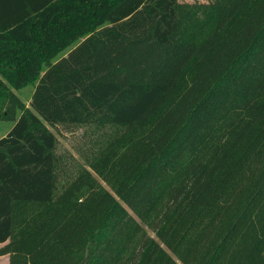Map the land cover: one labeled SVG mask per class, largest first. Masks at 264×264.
Here are the masks:
<instances>
[{"label":"trees","instance_id":"1","mask_svg":"<svg viewBox=\"0 0 264 264\" xmlns=\"http://www.w3.org/2000/svg\"><path fill=\"white\" fill-rule=\"evenodd\" d=\"M9 264H264V0H0ZM57 123L116 125L57 192ZM147 224L155 232H144Z\"/></svg>","mask_w":264,"mask_h":264},{"label":"rangeland","instance_id":"2","mask_svg":"<svg viewBox=\"0 0 264 264\" xmlns=\"http://www.w3.org/2000/svg\"><path fill=\"white\" fill-rule=\"evenodd\" d=\"M180 2L193 3L195 1L208 2L210 0H179ZM35 83L29 82L21 88L9 87L7 93L0 97V137L6 135L18 116L19 104L30 106L31 94ZM57 137L56 152L59 156L57 194L77 176L85 171L93 170V163L104 152L108 144L114 143L123 129L116 125L104 128L90 124H63L49 125ZM104 187L110 189V184L99 178ZM144 232L155 236V232L147 224H143ZM5 243H0V249ZM10 254H0V264H9Z\"/></svg>","mask_w":264,"mask_h":264}]
</instances>
